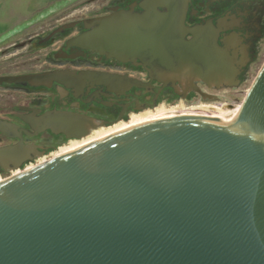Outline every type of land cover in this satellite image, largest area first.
<instances>
[{
    "label": "water",
    "instance_id": "obj_1",
    "mask_svg": "<svg viewBox=\"0 0 264 264\" xmlns=\"http://www.w3.org/2000/svg\"><path fill=\"white\" fill-rule=\"evenodd\" d=\"M166 6L99 18L75 43L148 64L183 60L182 18ZM71 78L53 70L0 83ZM94 125L62 111L32 123L67 136ZM16 130L0 120L1 132ZM29 151L0 147V161ZM0 264H264V58L235 115L148 121L3 177Z\"/></svg>",
    "mask_w": 264,
    "mask_h": 264
},
{
    "label": "flooded vegetation",
    "instance_id": "obj_2",
    "mask_svg": "<svg viewBox=\"0 0 264 264\" xmlns=\"http://www.w3.org/2000/svg\"><path fill=\"white\" fill-rule=\"evenodd\" d=\"M89 3L74 7L67 18L54 26L28 34L11 45L10 50H22L18 54L23 50L32 53L49 50L35 57L39 64L0 76L60 70L72 78L67 84L0 83V120L17 126L13 136L0 131V147L19 141L30 147L27 159L17 168L14 166L18 162L0 161V179L2 175L32 167L35 161L52 159L74 143L93 141L98 134L109 133L121 123H134L139 116H147L160 106L182 103L189 108L217 102L224 96L220 92L249 80L259 59L264 57V0H90ZM166 5L179 10L182 18L186 53L183 60L148 64L138 56L118 59L75 43L80 35L98 26L99 18L141 14L152 6L164 12L168 9ZM174 22L171 20V24ZM109 75L120 77L119 82L111 83ZM198 101L200 104H192ZM52 111L84 115L97 127L80 138L51 128L32 127L33 122Z\"/></svg>",
    "mask_w": 264,
    "mask_h": 264
},
{
    "label": "rangeland",
    "instance_id": "obj_3",
    "mask_svg": "<svg viewBox=\"0 0 264 264\" xmlns=\"http://www.w3.org/2000/svg\"><path fill=\"white\" fill-rule=\"evenodd\" d=\"M89 2L90 0H0V73L21 71L31 64H39L40 61L35 57L49 49H40L33 53L23 50V53L18 54L22 50H10L11 45L28 34L39 33L54 26L57 21L67 18L74 7L87 6ZM259 60L256 69L262 61ZM252 77L235 89L220 92L224 96L219 101L210 103L218 106L239 104ZM39 162L35 161L33 166ZM5 175H2L0 180Z\"/></svg>",
    "mask_w": 264,
    "mask_h": 264
},
{
    "label": "bare ground",
    "instance_id": "obj_4",
    "mask_svg": "<svg viewBox=\"0 0 264 264\" xmlns=\"http://www.w3.org/2000/svg\"><path fill=\"white\" fill-rule=\"evenodd\" d=\"M238 108H239V104H233L230 106H218V105H215L213 103L209 104V102L200 104L198 106L189 107V108H186L182 103H180L179 105L174 106V107L160 106L157 109H155L153 112L148 113L147 116H144V115L141 117L139 116L138 119H136L134 121V123L133 122L131 124H129L130 122L121 123V124L115 126L114 128L110 129L109 133L98 134L94 140H97L99 138L105 137V136L113 134L115 132L128 129L130 127H133L135 125H139L141 123H145L148 121L166 119V118L176 117V116H181V115L205 116V117H209V118H212L215 116L235 115ZM95 127H97L96 124L94 126L90 127L85 132H82V134H79V135L75 134L72 136L75 138L84 137L87 135V133L90 131V129L95 128ZM89 142H92V140L86 139V140L74 143L71 146L63 149L59 154L55 155V157L60 156L64 153H67L71 150H74L78 147H81V146H83ZM26 159H24V160H26ZM24 160H21L20 162H22ZM20 162L16 163L14 168H17L19 166L18 164Z\"/></svg>",
    "mask_w": 264,
    "mask_h": 264
}]
</instances>
